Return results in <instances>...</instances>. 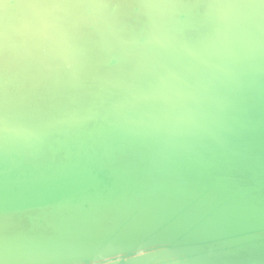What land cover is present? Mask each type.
<instances>
[{
  "label": "water",
  "instance_id": "95a60500",
  "mask_svg": "<svg viewBox=\"0 0 264 264\" xmlns=\"http://www.w3.org/2000/svg\"><path fill=\"white\" fill-rule=\"evenodd\" d=\"M0 264H264V0H0Z\"/></svg>",
  "mask_w": 264,
  "mask_h": 264
}]
</instances>
